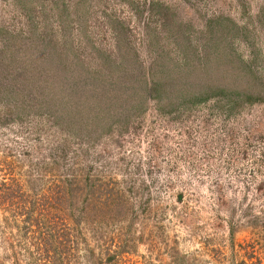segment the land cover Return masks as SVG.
I'll use <instances>...</instances> for the list:
<instances>
[{
	"label": "rangeland",
	"instance_id": "rangeland-1",
	"mask_svg": "<svg viewBox=\"0 0 264 264\" xmlns=\"http://www.w3.org/2000/svg\"><path fill=\"white\" fill-rule=\"evenodd\" d=\"M0 264H264V0H0Z\"/></svg>",
	"mask_w": 264,
	"mask_h": 264
},
{
	"label": "trees",
	"instance_id": "trees-1",
	"mask_svg": "<svg viewBox=\"0 0 264 264\" xmlns=\"http://www.w3.org/2000/svg\"><path fill=\"white\" fill-rule=\"evenodd\" d=\"M165 88H166V90L168 89V86H163V85H161V83L160 82H158V81H153V83H152V85H151V87L149 88V93L150 94H152V91L153 90H155L156 92H159V93H161V91H162V93H166L167 94V92H165ZM189 90H191V89H189ZM188 90V88L186 87L185 88V91H189ZM190 92V91H189ZM192 97H193V99H196V100H200L201 98L199 97V94L197 93V91L196 90H192ZM165 94V95H166ZM191 97V98H192ZM204 99H207L208 97L206 96V94H204ZM68 184H72V182H70V183H68ZM67 188H68V191H72V189L73 190H75L76 189V187L74 186V187H72V185H67ZM58 199H61L59 196H58V198H56L55 200H58ZM54 202V201H53ZM36 225L37 226H40L41 224L37 221L36 222ZM53 238L54 239H59V244H62V245H65L66 244V237L64 236V237H62V236H60V234L58 235V234H56V235H53ZM68 241V240H67ZM58 242V241H57ZM123 246V245H122ZM113 258V257H112ZM111 259V258H110Z\"/></svg>",
	"mask_w": 264,
	"mask_h": 264
}]
</instances>
